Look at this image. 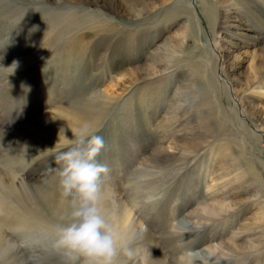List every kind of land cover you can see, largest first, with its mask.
<instances>
[{"label":"rangeland","instance_id":"374dc122","mask_svg":"<svg viewBox=\"0 0 264 264\" xmlns=\"http://www.w3.org/2000/svg\"><path fill=\"white\" fill-rule=\"evenodd\" d=\"M44 119L53 148L33 143ZM85 125L105 141L102 202L133 213L135 260L149 231L174 262L264 264V0H0L7 203L9 175L23 193L58 185ZM22 230L21 264H66Z\"/></svg>","mask_w":264,"mask_h":264},{"label":"clouds","instance_id":"9594fccd","mask_svg":"<svg viewBox=\"0 0 264 264\" xmlns=\"http://www.w3.org/2000/svg\"><path fill=\"white\" fill-rule=\"evenodd\" d=\"M18 63L13 61V70ZM75 135L73 146L56 157L62 211L59 221L51 226L53 247L66 264H127L135 257V250L102 204V176L109 169L97 157L105 141L90 133L87 125Z\"/></svg>","mask_w":264,"mask_h":264},{"label":"bare ground","instance_id":"6f19581e","mask_svg":"<svg viewBox=\"0 0 264 264\" xmlns=\"http://www.w3.org/2000/svg\"><path fill=\"white\" fill-rule=\"evenodd\" d=\"M48 123H50L49 119L43 120L42 129L37 132L39 142L33 143H37V145H41L45 148H53L60 143V131L58 130L57 124L51 122L50 126H48ZM16 141L23 143L21 140L18 141V139ZM9 176L10 181L5 185H7L12 193L11 196L16 198L18 204L7 203V198L2 192H0V264H21L24 261L23 254L21 253L20 245L16 243V239H14V242L12 234L10 236V229H13L14 231H16V229H23L21 232L26 235H29L33 231H37L38 234H42L35 235L38 238V243L35 245H53L51 226L59 221L62 205L57 182L51 183L48 179H44L41 183L31 184L32 190L23 193L21 188H16L18 185L15 181V175L13 174V176ZM29 182L30 181L24 180L18 183L19 186H22L28 185ZM1 183L2 180L0 178V185ZM117 201V205L113 207H110L107 202H102V204L104 209L105 207H109V209H105V211L110 217L111 222L118 229L121 236L126 241L130 242V246L134 249L137 241L133 238V230L135 228L133 213L126 200L119 196ZM30 220L35 221L37 225L36 230H33V228L30 229L29 226H27V222H30ZM46 236H49L50 238L47 239ZM140 244H146L147 246L143 264H191L194 261V258L191 255L181 254L179 258L175 259L176 262H174L172 258L161 252L149 231L145 232ZM43 248H46L47 250V247ZM123 259L126 260L127 258L125 257ZM64 263H66L65 259ZM127 264H141V261H137L133 258L132 260H129Z\"/></svg>","mask_w":264,"mask_h":264}]
</instances>
